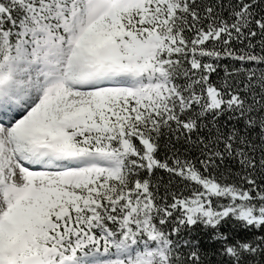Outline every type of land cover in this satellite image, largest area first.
Returning a JSON list of instances; mask_svg holds the SVG:
<instances>
[{
  "label": "snow or ice",
  "instance_id": "1",
  "mask_svg": "<svg viewBox=\"0 0 264 264\" xmlns=\"http://www.w3.org/2000/svg\"><path fill=\"white\" fill-rule=\"evenodd\" d=\"M0 264H264V0H0Z\"/></svg>",
  "mask_w": 264,
  "mask_h": 264
}]
</instances>
